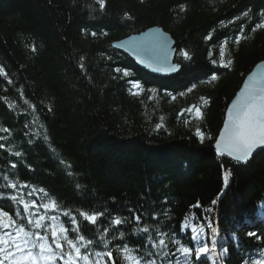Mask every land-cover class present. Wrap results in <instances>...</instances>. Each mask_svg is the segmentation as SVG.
I'll list each match as a JSON object with an SVG mask.
<instances>
[{"label":"trees","instance_id":"1","mask_svg":"<svg viewBox=\"0 0 264 264\" xmlns=\"http://www.w3.org/2000/svg\"><path fill=\"white\" fill-rule=\"evenodd\" d=\"M262 22L264 0H0V207L42 235L57 217L75 239L70 211L95 241L90 258L112 253L101 264H127L125 246L145 264L183 263L174 240L192 249L191 264L254 257L264 247V150L237 165L213 149L229 103L264 60ZM153 26L177 42L178 76L152 75L111 45ZM193 105L202 117L186 111ZM49 199L56 209L43 207ZM79 212L103 215L93 225ZM159 233L165 247H154Z\"/></svg>","mask_w":264,"mask_h":264},{"label":"snow or ice","instance_id":"2","mask_svg":"<svg viewBox=\"0 0 264 264\" xmlns=\"http://www.w3.org/2000/svg\"><path fill=\"white\" fill-rule=\"evenodd\" d=\"M101 8L105 6V0H99ZM183 10V6H182ZM244 17L249 16V12L245 11L242 14ZM223 24V21H221ZM256 28H264V22L256 25ZM255 30V29H253ZM239 38H237V43ZM35 50V49H33ZM185 59H190L187 52H183ZM141 63H144L141 60ZM230 64L231 61H228ZM151 67V64L148 65ZM264 67V64L261 65ZM179 65H173L171 70H176ZM160 70V69H157ZM119 71V69H118ZM3 68H0V74H3ZM127 76L129 73L124 72ZM213 80L216 76L213 75ZM203 99V98H202ZM197 117H202L201 110L199 107L193 106ZM186 111H192V108ZM160 127V125H157ZM196 135L203 141L204 134L200 128L196 129ZM3 147V145H0ZM258 147H264V72L257 75L253 73L248 77V81L245 83L244 88L240 94L234 99L227 110V119L224 122L223 130L220 132L219 137L216 139L215 148L218 153L224 155L225 153L233 157L237 162H247L254 150ZM16 156H20V152L15 153ZM15 167V165H13ZM225 183H227V175L225 176ZM11 188H16V183L9 182ZM43 192V189H40ZM11 199L16 201L17 196H12ZM19 202L24 205L25 210L29 208V204L25 202L23 198L19 199ZM35 201H32V205L35 206ZM215 203V201H213ZM46 209H56L58 207L57 202L54 199H49L48 203L43 205ZM81 217L87 220L90 224L95 225L98 217L102 216L103 213L92 212H79ZM66 216L70 217V222L73 225H77L74 231L77 233L75 239L68 237V230L60 224L57 226L58 218L52 217L53 223L46 230L45 234H41L39 231L33 232L26 230L23 225L17 224V221L13 218L8 211H5L0 207V229H12V231H6L0 234V264H56L57 258L63 261V264H101L103 256H107L109 259L112 258V253L97 252L95 255L99 258L96 260L91 259L92 253H89L87 249L95 243L94 240L87 239L84 235L79 234V224L75 217L71 216V212H65ZM45 217L40 216L35 221L29 220V223L33 225L35 229H39L42 226V221ZM139 219V217H137ZM120 217L115 218L112 223L119 225L123 223ZM211 228L213 234L212 247L216 246L215 234L217 229L208 225ZM47 231L51 232L53 242L49 243V237ZM136 231H143L147 233L148 227L143 229H136ZM195 231V230H194ZM123 235V234H121ZM161 238L158 243L154 244V247H165V240L163 236L165 233H159ZM250 236H255V233H249ZM260 239V237H256ZM198 239V237H194ZM63 242L68 245L67 250L63 246ZM173 243L179 245L176 251L183 256V264H190L188 257L192 253V249L180 243L179 240H174ZM101 244L106 245V240H101ZM81 249H85L82 254ZM119 252L123 253L122 259L127 264H145L142 257H138L133 254V249L123 247L118 249ZM210 251L207 244L198 247L195 250L197 257L202 254L206 255ZM151 255V253H149ZM167 255V253H165ZM259 259L246 260L245 264H264V250H260ZM146 264H154V261H147ZM176 264H181L177 260Z\"/></svg>","mask_w":264,"mask_h":264},{"label":"water","instance_id":"3","mask_svg":"<svg viewBox=\"0 0 264 264\" xmlns=\"http://www.w3.org/2000/svg\"><path fill=\"white\" fill-rule=\"evenodd\" d=\"M111 45L114 49L127 54L139 67L152 75L161 78H171L178 76L182 70V66L176 61L178 51L177 42L173 35L161 26L150 27L141 33L132 34L123 39L114 41ZM141 60H143L144 63H141ZM149 64H151V67L148 66ZM262 64H264V60L257 63L246 75L241 88L238 90L232 101L240 94L250 75L253 73L259 75L264 72V67H261ZM173 65H179V68L171 70ZM232 101L229 103V106ZM193 106L190 107L192 108V111L189 112L194 111L195 108ZM229 106L226 109L225 120L227 119V110ZM182 115L183 112L180 113V116ZM224 122L220 132L223 130ZM213 150L222 158L235 162L238 165H246L252 161L259 152L263 151L264 147H258L254 150L247 162H237L233 157L228 156L226 153L221 155L216 151L215 145Z\"/></svg>","mask_w":264,"mask_h":264},{"label":"bare ground","instance_id":"4","mask_svg":"<svg viewBox=\"0 0 264 264\" xmlns=\"http://www.w3.org/2000/svg\"><path fill=\"white\" fill-rule=\"evenodd\" d=\"M142 32H143V31H142ZM122 39H123V38H122ZM116 41H117V40H116ZM126 55H127V54H126ZM242 84H243V83H242ZM240 88H241V87H240ZM224 120H225V119H224ZM259 153H260V152H259ZM259 153H258V154H259ZM253 159H254V158H253ZM253 159H252V160H253ZM250 162H251V161H250ZM250 162H249V163H250ZM237 165H238V164H237Z\"/></svg>","mask_w":264,"mask_h":264},{"label":"rangeland","instance_id":"5","mask_svg":"<svg viewBox=\"0 0 264 264\" xmlns=\"http://www.w3.org/2000/svg\"><path fill=\"white\" fill-rule=\"evenodd\" d=\"M235 163V162H234Z\"/></svg>","mask_w":264,"mask_h":264}]
</instances>
